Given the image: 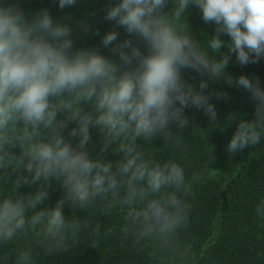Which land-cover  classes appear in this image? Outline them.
<instances>
[{
	"label": "clouds",
	"instance_id": "1",
	"mask_svg": "<svg viewBox=\"0 0 264 264\" xmlns=\"http://www.w3.org/2000/svg\"><path fill=\"white\" fill-rule=\"evenodd\" d=\"M76 3L58 0L60 9ZM169 3L172 9L165 11ZM190 6L200 10L204 23L216 25L211 38L200 42L192 37ZM104 19L142 41L146 52L131 39L118 42L113 29L102 44L111 45L117 63L98 49L74 48L72 28L54 22L47 9L29 19L18 5L0 3V246L16 245L14 264H36L34 247L50 255L78 244L84 233L100 237V225L90 215L66 217V203L73 212L109 215L119 210L121 238L134 245L159 242L179 248L174 242L187 231L193 210L189 194L204 181L205 171L188 176L179 162L153 158L138 141L151 144L159 136L179 146L183 139L171 125L180 130L190 125L188 107L216 121L211 96L227 95L206 94L208 80L224 78L255 101V119H240L226 145L228 153L264 139L259 79L240 75L233 81L225 73L230 53L242 66L264 58V0H118L108 4ZM222 48L228 52L221 54ZM185 69L202 77L198 90L184 79ZM72 122L76 127L66 138ZM90 128L101 135L100 156L87 148ZM108 152L119 158H105ZM53 181L63 195L53 207H41ZM24 185L38 187L22 193ZM255 211L264 220V199ZM112 233L109 228L105 238ZM27 237L34 246L18 243ZM97 244L93 239L92 247ZM177 255L179 264L194 259L186 244Z\"/></svg>",
	"mask_w": 264,
	"mask_h": 264
},
{
	"label": "trees",
	"instance_id": "2",
	"mask_svg": "<svg viewBox=\"0 0 264 264\" xmlns=\"http://www.w3.org/2000/svg\"><path fill=\"white\" fill-rule=\"evenodd\" d=\"M110 2L115 4L118 0H77L74 6L63 9L59 8L58 0H0V3L18 5L29 19L42 9H47L53 20L67 16L83 20L92 16V33L84 37L72 35L74 48L98 49L102 55L119 63L118 56L110 50L111 45L104 47L102 44V37L109 31L114 29L119 33L118 42L131 39L142 51L146 52V47L124 28L104 19ZM171 9L172 4L169 3L165 11ZM187 20L191 35L197 41L202 42L215 34L216 25L204 23L197 7L190 6ZM220 38L226 43L230 42L227 35L222 34ZM227 52V48L221 49V54ZM221 54H217L215 58L220 59ZM230 56L225 73L233 81L240 75H245L254 82L258 78L260 87L264 89V58L258 63L242 66L235 54L230 53ZM183 77L199 89L202 77L198 73L185 69ZM203 79L208 78L205 76ZM208 85L206 94L219 92L227 95V99L211 96L210 102L217 110L216 121H210L202 110L188 107L185 115L189 118L190 125L182 130L171 125L173 131H179L183 139L179 146L164 143L159 136L151 144L138 141L143 150L153 158L179 162L188 176L197 171H205L204 181L194 184L189 194V200L193 204L189 227L174 242L180 247L163 246L159 242L155 246L152 243L134 245L131 239L121 238L119 229L122 226V214L119 210L109 215L86 213L79 209L73 212L66 203V217L71 218L75 214L83 219L90 215L94 224L99 223L101 235L94 238L84 233L78 244L70 246L67 251L50 255H45L42 248L34 247L36 264H179L177 253L184 251L185 244L191 248L194 256L189 264H264V220L255 211L261 199H264V139L255 146H248L231 155L226 148L240 119L249 122L255 119V101L245 89L235 83L229 85L224 78L208 80ZM73 127H76L74 122L65 129L66 138ZM90 134L92 139L87 148L92 156H100L101 135L95 128H90ZM72 143L75 145L77 140L72 139ZM104 156L109 160L119 158L112 152L105 153ZM37 187L38 185H24L19 191L35 192ZM62 195L60 184L53 181L49 197L41 207H53ZM109 228L113 229V233L105 238L104 233ZM93 239H98L95 248L91 245ZM29 242L34 246L31 237L18 243ZM15 248V244L0 246V264H14Z\"/></svg>",
	"mask_w": 264,
	"mask_h": 264
},
{
	"label": "rangeland",
	"instance_id": "3",
	"mask_svg": "<svg viewBox=\"0 0 264 264\" xmlns=\"http://www.w3.org/2000/svg\"><path fill=\"white\" fill-rule=\"evenodd\" d=\"M53 21L59 22L61 24H68L72 28L73 36L84 37V36L90 35L94 28V21L92 19V16H90L87 19H83V20H76L73 17L67 16V17H62V18H59ZM80 21H83V25L79 23ZM84 26L88 27L87 32L84 31Z\"/></svg>",
	"mask_w": 264,
	"mask_h": 264
}]
</instances>
